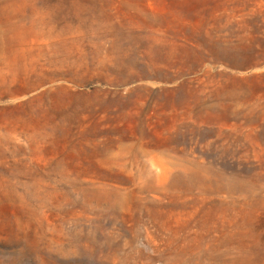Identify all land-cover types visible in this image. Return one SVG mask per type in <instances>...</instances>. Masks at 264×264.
<instances>
[{
    "label": "rangeland",
    "instance_id": "rangeland-1",
    "mask_svg": "<svg viewBox=\"0 0 264 264\" xmlns=\"http://www.w3.org/2000/svg\"><path fill=\"white\" fill-rule=\"evenodd\" d=\"M0 264H264V0H0Z\"/></svg>",
    "mask_w": 264,
    "mask_h": 264
}]
</instances>
